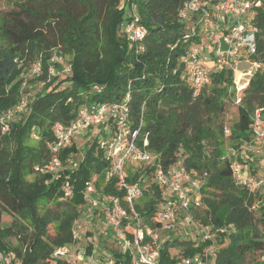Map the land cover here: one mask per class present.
<instances>
[{"label":"trees","instance_id":"1","mask_svg":"<svg viewBox=\"0 0 264 264\" xmlns=\"http://www.w3.org/2000/svg\"><path fill=\"white\" fill-rule=\"evenodd\" d=\"M121 1L25 0L2 17L7 51L0 54V113L19 101V60L31 64L42 55L38 81L45 82L50 54L70 56L71 73L61 75L59 84L66 82L61 89L56 85L38 94L25 118L10 122L9 133H2L0 123V250L21 264H71L52 254L73 243L79 207L85 205V184L94 179L99 192L119 198L123 192L115 180L105 182L108 161L98 136L82 149L73 143L62 150V170L57 175L37 174L34 167L50 158L53 126L73 122L80 105L121 102L129 95L130 125L147 137V149L159 157L160 165L167 168L181 159L188 169L207 175L199 204L189 209L188 217L211 232L230 228L227 237L218 234L214 240L212 264H264V205L252 209L264 200V193L253 195L237 185L227 157L228 149L245 148L248 157L243 161L239 156L238 162L255 177L250 124L256 109L264 115V2L254 8L253 17L256 53L251 59L260 68L242 91L237 119L225 134V102L234 91L231 73H211L209 85L195 98L179 71L171 73L181 49L192 39H186L189 23L178 16L188 0H124L120 10ZM131 7L145 30L139 44L143 50L137 53L123 32L132 19ZM31 134L36 139L26 144ZM152 170L146 169L144 179L149 180ZM142 172L143 166L129 173L127 182L135 183ZM29 175H33L31 181L26 179ZM65 183L71 187L69 199L64 198ZM160 203L159 190L147 186L135 205L145 225L154 227L150 219ZM3 216L12 219L5 227L1 226ZM175 230L169 232L171 242L159 245V264H179L181 258L201 253L209 245L189 240L187 233L177 235ZM171 249L180 253L173 255ZM111 257V264H131L128 255L115 249Z\"/></svg>","mask_w":264,"mask_h":264},{"label":"built area","instance_id":"2","mask_svg":"<svg viewBox=\"0 0 264 264\" xmlns=\"http://www.w3.org/2000/svg\"><path fill=\"white\" fill-rule=\"evenodd\" d=\"M264 0H188L180 9L178 16L189 23L190 34L186 39L191 42L184 45L176 59L177 68L171 73L179 71L180 79L191 89L195 98L203 88L209 85L211 73L229 71L232 75L233 85L237 91L235 103L241 101V94L247 86L249 79L260 68L251 57L256 53V28L253 24L254 8ZM125 7L121 1L119 9ZM132 19L124 26L123 32L126 40L135 47V53L143 50L140 42L143 40L145 30L137 24L135 9H128ZM177 47V44L175 45ZM49 63L48 73L54 74V65L61 64V75L71 73L70 62L63 63L62 56ZM246 67L239 72V67ZM41 72L40 63H35L29 72L33 77ZM238 74L240 79L235 80ZM245 78V80H244ZM25 84H23V87ZM42 86V84H41ZM95 90L99 89L94 87ZM25 94L8 114V120L22 116L29 112L28 100ZM129 95L121 102H87L77 109L76 118L68 125L55 124L52 128L53 142L48 144L49 160L43 165L34 167V172L40 175H57L62 170L59 154L62 150L71 147L75 142L73 137L77 134H88L90 130L108 127L110 136L99 129L98 142L104 148V155L108 161L105 172V182L115 180L116 188L123 192V197L111 196L96 190L95 180L85 184L83 200L86 207H79L80 212L88 210L90 214L98 215L101 227L97 231L109 235L114 249L121 255H128L131 264H159V236L160 232H172L177 226L188 227V224L198 229V242H209L201 253L192 257H183L179 264H212L215 252V233L207 227L192 223L188 211L198 206L201 188L206 173H198L188 169L184 161L178 159L167 168L160 165L159 157L151 154L146 136L140 134V128H132L129 120ZM2 133H8L10 122L0 121ZM106 130V129H105ZM229 130L224 129L228 134ZM250 133L254 148L250 150L251 160L262 158L264 163V115L261 109H256L251 117ZM144 167L140 178L135 183H128L129 173H135ZM152 168L149 180L144 179L146 169ZM233 178L237 185L245 188L248 193L257 195L264 193V176L253 177L245 167L232 166ZM148 185H145V184ZM155 186L160 193L161 203L156 208L150 223L154 227L145 225L135 211V205L142 197L143 190L149 185ZM64 198H71L72 191L68 183L63 186ZM264 200L258 201L252 207L258 210L263 207ZM75 224V223H74ZM77 230L73 227V242L78 239ZM96 233V232H95ZM217 234L226 237L230 228L216 230ZM54 259H64L75 264L76 255L67 246L57 248L52 254ZM264 261V254L261 257ZM111 260L106 264H111ZM0 264H21L13 257L0 250Z\"/></svg>","mask_w":264,"mask_h":264},{"label":"rangeland","instance_id":"3","mask_svg":"<svg viewBox=\"0 0 264 264\" xmlns=\"http://www.w3.org/2000/svg\"><path fill=\"white\" fill-rule=\"evenodd\" d=\"M23 2H25V0H0V54L7 51L6 43H5L4 39L2 38V32H1L2 17L6 16L7 13L16 10L15 5L19 4V3H23ZM50 55H51L49 58L50 63H53L54 58L59 57V56H55V53H52ZM60 56H62V55H60ZM62 57H63L62 58L63 63L70 62V59H71L70 56H62ZM19 62H20V67H19L18 79L20 80V88H18V91L20 93V98H21V94H25L24 96L27 97L26 99L28 100V107L30 106L31 102L33 101V99L38 94H41V93L51 89L53 86H56V85L59 86V88L61 89L66 84V82L59 84V82L62 81L61 80L62 79L61 67H60L61 64L60 65L53 64L55 69H54V74L52 76L48 73V69H47L45 82L38 81V77L40 76L41 72H40V74H38L36 76L28 78L29 72L32 69V67L34 66V64L35 63H42V55L37 56L36 59L31 64L29 62H28L29 64H24L22 60H19ZM55 65H58L59 70L57 69V67ZM245 69H246V67L240 66L238 71L243 72ZM53 77L54 78L56 77L57 79H54ZM239 79H240V76L235 77V80L237 82ZM58 80H59V82H58ZM244 80H245V78H244ZM23 84H25L24 87H23ZM41 84H42V86H41ZM47 85H49V86H47ZM233 90L234 91H231V93H233V95L230 96V99L225 102V112L223 115V126L228 130L231 127V125L234 124V122L237 119V106L238 105L235 103V97H236V93H237L235 86H234ZM20 98H19V100H20ZM13 108H14V106L9 108L8 110H5L2 113H0V121L5 120L8 122H12L13 124L14 123L16 124L19 121H21V119H24L25 116L27 115V114H24L22 116H18L16 118L8 120L7 116L13 110ZM29 109H30V107L28 108V110ZM99 129L103 130V128L100 127V128L90 130V132H88V134H83V135L77 134V135H75L73 137V140L75 143H77V147L79 149H82L83 147H86L87 144L91 143L93 141V139H95L98 136ZM105 129L103 130L104 133H106V135L110 136L111 130H108V127H106ZM35 139H36V137L34 136V134H31L30 138L25 140V142H26V144H33ZM245 150H246L245 148H242L240 150L236 149V148L228 149L227 157H228L229 162L232 164V166H236V165L240 164L238 162L239 156H241V159L243 161H245L247 159L248 153ZM241 167H244V166L242 165ZM26 179L28 181H31L33 179V175L27 176ZM145 185H148V184L146 183ZM79 219H80V216L77 220H79ZM11 222H12V219L8 216H3L1 218V226L2 227L9 225ZM185 224H186V222L183 224V226L181 227L180 230L179 229L175 230L177 235H179V232L182 234L187 233V237L189 238V240L197 241L198 240V232H199L198 229L195 226H192L191 224H188V227H185L184 226ZM213 232L215 233V239H216V237H218V234L216 233V230ZM168 235H169V232L168 233L160 232L159 243L161 244V243H163V241L171 242V238ZM9 241L12 245L16 244L15 240L13 238H11ZM82 241H81V243H82ZM98 246L101 247L105 252L104 255H98L97 256L99 261L103 262V263L105 261L109 262V260L112 261L111 251L114 250L113 249L114 246L112 245V243L99 242ZM170 251L173 255H177L180 253V251L176 250V249H171ZM77 264H83V258H80V260L77 261Z\"/></svg>","mask_w":264,"mask_h":264},{"label":"crops","instance_id":"4","mask_svg":"<svg viewBox=\"0 0 264 264\" xmlns=\"http://www.w3.org/2000/svg\"><path fill=\"white\" fill-rule=\"evenodd\" d=\"M252 148H254V145L251 147V149ZM261 159L262 158H257L253 161L256 168L255 177L257 178L264 176V163ZM87 211L88 210H84L83 212H81L80 219L76 220L74 224L75 230H77V226L80 228L78 239L72 244L67 245V247L76 255L75 264H77V261L80 260V258H83V264H106V261L103 263L100 262L97 258L98 255L105 254L104 250L98 246V243H112V239L109 235H105L104 233L96 230V228L101 227V219L98 217V215L93 216V214H90ZM88 246L91 247L90 254L86 253Z\"/></svg>","mask_w":264,"mask_h":264},{"label":"bare ground","instance_id":"5","mask_svg":"<svg viewBox=\"0 0 264 264\" xmlns=\"http://www.w3.org/2000/svg\"><path fill=\"white\" fill-rule=\"evenodd\" d=\"M236 76H239V75H238V74H236V75H235V77H236Z\"/></svg>","mask_w":264,"mask_h":264}]
</instances>
